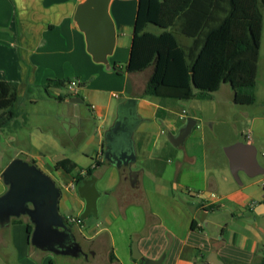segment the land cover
<instances>
[{
  "label": "crops",
  "instance_id": "1",
  "mask_svg": "<svg viewBox=\"0 0 264 264\" xmlns=\"http://www.w3.org/2000/svg\"><path fill=\"white\" fill-rule=\"evenodd\" d=\"M79 1L81 0H0V80L16 83L18 94L22 98L26 91L42 87L48 79L76 80L79 86L71 97L81 98L82 104L86 105L85 113L80 115V118L87 121L101 119V123H104L110 113L108 104L102 105L100 96L96 91L88 88L86 82L89 77L86 71L101 69L94 67L90 61L85 49L84 36L73 24V15ZM137 5L138 0L111 1L110 13L117 31L114 52L117 50L121 37L128 35L129 38L125 57L123 54L122 58L120 53V56L116 58L112 56L109 58L111 64L115 63L116 66H119L122 61L125 65L128 61ZM148 29L156 30L152 26H148ZM181 37L189 43V38L182 34L178 36L179 39ZM263 40L264 15L257 73L264 61ZM225 85V83L221 84L214 93V99H217L218 92L222 88L224 90ZM125 88L126 82L121 86V91L124 92L122 99L128 97ZM51 89L58 88L49 86V93ZM131 90V96L138 99L137 112L141 118L134 132L135 147L138 144V152H149L157 147L167 149L163 141H158V134L152 138L149 137L145 146V133H148L149 128L152 127L159 134H166L168 131L175 133L184 122L179 123L169 116L168 111L171 108L169 103L161 106L159 100L153 101L149 97H139V94L133 92L134 84ZM58 95L63 94L58 93ZM70 98L63 101L72 102ZM161 108L165 111L163 117L166 116V119L156 118ZM196 113L195 116L192 115L197 120L195 134L197 130H202V127L198 126L203 119L202 114ZM113 115L115 114H111V117H114ZM179 118L182 116L180 115ZM205 119L209 120V118ZM247 119L250 121L251 129H258L260 124L255 116L251 118L247 116ZM165 122L168 124L167 128L164 126ZM103 130L102 126H98L93 135L98 145L95 163L99 164L103 160ZM198 139H200V153L195 152V156L187 157V160L195 166L192 171L195 182L190 183L193 191L188 192L191 201L181 195L176 196L166 185L157 192L149 189L148 193L146 191L130 195L127 194L130 192L125 191H128L125 183L118 182L119 186H117L118 183L115 185L118 189L111 190L109 193L108 188L112 186L104 184L102 193H107L108 199L104 206L102 205L100 216L105 223L109 224L103 225L99 222L94 227L83 231L80 228V236L88 242L89 248L88 251L84 250L85 248L79 243L81 253L75 257L82 261H77L75 264H104L109 261L110 255L114 257L112 264H138V260L132 256L133 246L144 257L159 259L163 256L161 264H195L198 257L205 261L212 252L223 264H260L264 260V229L258 225V222H264V207H262L264 205V174L263 179L258 181L261 188L257 189L254 188V184L258 182H242L234 187L233 183L226 178V193L218 197L215 194V191L219 189L217 174L215 169L211 168L214 164H218L206 163L207 149L204 138L197 135L195 140ZM234 141L254 144L249 134L245 140L235 138ZM168 143L173 146L169 141ZM199 159L201 163H197ZM220 165L222 167V163ZM122 174L125 182L128 181L135 188H141L143 170L138 171L134 184L126 177L125 172ZM75 175L76 173L69 174L68 184L74 181ZM183 183L175 179L173 189L187 193V186ZM68 184L66 188L73 195L75 209L77 213H80L84 202L79 198L76 187L68 188ZM5 189L6 186L2 185L0 194ZM222 199H226V202H222ZM105 206L109 207L107 211L106 208L104 209ZM217 210H220L221 214H226L232 223L222 222L220 215L215 213ZM235 210H238V213H235ZM14 219L18 221L13 222L12 219L8 226H0V253L10 256L14 253L12 260L15 264H36L37 261L43 264L46 257L40 252L45 250L35 247L29 241L32 230L28 234L26 223L31 224V222L23 216ZM70 219L66 221L73 224V227L75 223L81 225L80 221L72 223ZM123 223H126V229L120 227ZM204 224L212 225L214 230L211 236L200 231ZM91 257L97 259L89 261ZM23 261L27 262L23 263ZM6 264H11L9 258L6 259Z\"/></svg>",
  "mask_w": 264,
  "mask_h": 264
},
{
  "label": "rangeland",
  "instance_id": "2",
  "mask_svg": "<svg viewBox=\"0 0 264 264\" xmlns=\"http://www.w3.org/2000/svg\"><path fill=\"white\" fill-rule=\"evenodd\" d=\"M262 12L264 15V5ZM179 41L183 44L188 43L182 37ZM128 43V35L121 37L117 50L113 53L112 58L120 56V53L122 58L123 54L125 57L127 54L125 48H127ZM90 61L94 67L101 69L98 71H92L93 69L86 71V74L89 76L86 82L88 83V88L96 91L97 95L100 96V103L102 105L108 104L110 113L104 123H101V119H91V121L82 120L80 115L85 113V104L69 102L68 100H57L58 93H62L65 99L70 98L74 93L73 88L66 85L58 89H51L49 95L44 92L42 87H35L30 89V91H26L25 96L22 98V103L19 105V110L22 114L17 118L18 123L15 126L9 125L0 129V173L14 158H21L29 162L34 160L36 165L45 173L49 174L57 186L60 187L59 212L65 219L78 218L79 215L75 209L76 205L73 201V195L66 188L69 182V174L77 173L81 169H86L91 166H95L93 175L97 178L96 186L100 191H102L104 184L109 187L112 186L108 188V193L111 190L115 191L118 189L115 186L118 182L127 185L128 191H125L130 192L127 193L130 195H135L140 192L144 193L146 191L148 193L150 192L149 189L157 192L166 185L167 187L169 186L168 188L176 196L181 195L186 200L191 201V196L188 195V192L193 191L190 183L195 182V177L192 173L195 166L187 160V157L190 155L195 156V152L200 153V139L195 140L197 135L203 136L204 138L205 148L207 149L206 163L218 164H214L211 167L215 169L217 174L216 178L219 189L215 191V194L218 197L226 193L225 189L227 186L225 183L227 180L232 182L234 187L239 184L232 176L228 159L224 154V147L237 142L234 141L235 138L245 140L247 134L250 135L254 140L253 145L257 150V160L264 168V61L256 74V84L253 89L255 100L251 104L234 103L231 98L232 90L228 84L225 85L224 90L222 88L218 92L217 99H214L215 97L213 99L191 98L174 100L172 103L169 102L171 108L168 114L179 123L185 122L184 119L187 117L195 116V112L202 114L203 119H201L198 126L202 127V130H197L195 134L196 130L194 127L183 144L178 147H173L170 146L167 140V133L169 131L166 134H159L153 127L149 128L148 133H145V146H147L146 143L150 138L158 134V141H163L165 147L168 148H158V145H156L157 148H153L149 152H138L139 147L137 144V160L134 169L143 170L142 186L140 189L133 187L128 181H124L122 174L124 172L122 169L103 162L96 165L98 145L93 135L98 126H102L105 129L113 120L114 117H111V114H115L116 106L121 101L124 93L121 91L122 84L130 82L132 87L134 84V94H140L149 71L145 70L134 74H116L114 70L106 69L103 64L93 62L91 57ZM119 66L124 69V61L120 62ZM113 93H116L118 96H114ZM149 98L153 101L158 100L155 97ZM31 100H34V102H31ZM183 109L185 110V114L182 118H179ZM247 116L249 118L255 116L258 119L257 122L260 124L258 129H251ZM163 118L166 119V116L159 119L162 120ZM205 118H209V120ZM5 120L6 116H3L0 123ZM164 126L166 128L168 127L167 122L164 123ZM136 136H138L137 133ZM59 156L70 159L74 163V166L63 162L56 164L60 160L58 159ZM197 163H201L200 159ZM221 163L222 167L220 165ZM226 178L228 179L226 180ZM175 179L186 184L187 193L173 189V181ZM260 179H263V175L248 177L243 172H239V180L241 183L248 181L258 182ZM119 183L117 186H119ZM2 185L5 184L0 180V187ZM254 188H261V184L259 182L255 183ZM106 194L102 193L98 199L97 217L89 215L83 219L78 218L81 225L74 224L73 232L77 241L85 248L84 250L88 251L89 244L80 236L79 230L82 229L83 231L94 227L99 222L103 225L109 224L105 223L102 220V216H100L103 209L102 205L104 206L105 201L108 199ZM221 201L226 202V199H222ZM108 208L107 206L104 207L106 211ZM215 213L220 215L219 218L222 222L228 221L232 223L226 214H221L220 210L215 211ZM235 213H238V210H235ZM258 225L264 229V222H258ZM211 226L204 224L200 231L206 234L208 233V236H211L214 230ZM120 227L126 229V223H123ZM100 236L98 237L100 238ZM131 244L133 245V242ZM40 253L46 257L43 264H70L72 261L75 264L77 261H82L77 260L79 258L75 256H63L49 251ZM12 255L0 253V264H6V259L8 258L11 264H15L12 260V257L15 255L14 253ZM96 259V257H91L89 261H95ZM66 261H70V263H66ZM25 262L27 261H23V263ZM35 263L40 264L39 261ZM195 264H202V259L198 257Z\"/></svg>",
  "mask_w": 264,
  "mask_h": 264
},
{
  "label": "trees",
  "instance_id": "3",
  "mask_svg": "<svg viewBox=\"0 0 264 264\" xmlns=\"http://www.w3.org/2000/svg\"><path fill=\"white\" fill-rule=\"evenodd\" d=\"M263 4L264 0H138L128 61L124 69L113 63L114 71H149L138 96L155 97L161 106L174 100L212 99L223 83L230 86L234 103L251 104L255 100ZM181 34L189 43L179 41ZM70 81L48 79L42 88L49 95V86L59 88ZM125 91L132 95L130 82ZM56 98L65 99L62 95ZM21 102L17 84L0 80V120L6 116L0 129L18 123ZM164 112L159 109L157 117H163ZM62 162L74 166L68 158L56 164ZM93 172L94 166L81 169L74 176L75 183ZM26 228L29 234L32 225L26 223ZM113 260L110 255L104 264Z\"/></svg>",
  "mask_w": 264,
  "mask_h": 264
},
{
  "label": "water",
  "instance_id": "4",
  "mask_svg": "<svg viewBox=\"0 0 264 264\" xmlns=\"http://www.w3.org/2000/svg\"><path fill=\"white\" fill-rule=\"evenodd\" d=\"M111 1H79L73 15V24L83 34L85 49L92 61L114 70L109 58L116 47L117 31L110 13ZM69 100L82 104L81 98L77 96ZM137 102L138 99L133 96L122 99L116 106L113 120L103 130V160L116 168L127 166L133 174L132 184L135 183L139 171L134 169L137 160L134 132L141 122ZM196 124L194 117H187L175 133L167 134V140L174 147L180 146ZM256 153L253 144L242 141L224 147L231 174L239 184V172L248 177L264 174V168L259 164ZM61 158L59 156L58 159ZM0 178L6 186L5 191L0 194L1 227L8 226L14 218L24 216L33 225L29 241L35 247L71 256L81 253V246L73 232V224L67 223L59 212L61 189L49 174L33 161L14 158L1 171ZM96 181L97 178L92 174L76 186V192L84 202L79 219L89 215L97 216V202L102 191L97 188ZM132 256L138 260V264H161L163 259V256L159 259L144 257L135 246L132 247ZM207 263L223 264L214 252L202 261V264Z\"/></svg>",
  "mask_w": 264,
  "mask_h": 264
},
{
  "label": "built area",
  "instance_id": "5",
  "mask_svg": "<svg viewBox=\"0 0 264 264\" xmlns=\"http://www.w3.org/2000/svg\"><path fill=\"white\" fill-rule=\"evenodd\" d=\"M68 85H69V87L73 88V90H74L75 92H76V90H77V88H78V86H79V84H78V82H77L76 80H71L70 83H69ZM113 95H114V96H118V95L115 94V93H113ZM184 114H185V110L183 109V110L181 111V114H180V115L183 117ZM76 185H77V184L75 183V180H74V181H72L71 183L68 184V188L75 189ZM70 222L74 223V222H78V220H77L76 218H71V219H70Z\"/></svg>",
  "mask_w": 264,
  "mask_h": 264
},
{
  "label": "flooded vegetation",
  "instance_id": "6",
  "mask_svg": "<svg viewBox=\"0 0 264 264\" xmlns=\"http://www.w3.org/2000/svg\"><path fill=\"white\" fill-rule=\"evenodd\" d=\"M102 149H103V144H102ZM103 161V163H108V161L106 160H101V162ZM100 162V163H101ZM122 171L125 172L126 174V177L130 180V181H133V174L131 172V170L127 167V166H122L121 167ZM79 243V242H78Z\"/></svg>",
  "mask_w": 264,
  "mask_h": 264
}]
</instances>
